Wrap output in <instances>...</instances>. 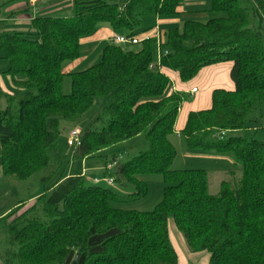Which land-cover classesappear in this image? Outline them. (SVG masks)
I'll use <instances>...</instances> for the list:
<instances>
[{
  "label": "trees",
  "instance_id": "1",
  "mask_svg": "<svg viewBox=\"0 0 264 264\" xmlns=\"http://www.w3.org/2000/svg\"><path fill=\"white\" fill-rule=\"evenodd\" d=\"M20 1L0 0V15ZM72 1L71 16L33 20L34 40L0 31L7 74L24 92L0 95L8 104L0 110L3 175L27 183L47 172L62 121L81 119L98 102L102 128L84 130L77 158H94L139 137L149 149L126 163L113 156L114 169L107 167L119 191L136 190L127 200L121 192L73 176L58 180L29 209V199L19 202L2 219V263L73 264L79 257L78 264H178L172 218L191 253L207 252L209 264H264V141L231 136L249 131L250 118L264 108V0H250L251 7H242V0H213L209 12L218 18L187 20L182 30L165 33L160 67L151 69L157 57L151 40L136 51L109 44L98 64L66 74L64 66L81 59L82 41L99 26L140 38L156 26L144 28L145 18L177 16L185 2ZM223 63L232 64L234 90H214L211 107L190 113L181 132L189 148L232 154L242 164L240 181L223 182L213 195L204 170L172 169L177 151L170 137L189 96L171 92L167 73L187 84L205 68ZM66 77L69 95L63 92ZM146 176L163 177L162 202L149 213L119 208L147 194Z\"/></svg>",
  "mask_w": 264,
  "mask_h": 264
},
{
  "label": "rangeland",
  "instance_id": "2",
  "mask_svg": "<svg viewBox=\"0 0 264 264\" xmlns=\"http://www.w3.org/2000/svg\"><path fill=\"white\" fill-rule=\"evenodd\" d=\"M213 0H185L184 5L180 8V14L170 18H160L161 21L173 23H167L161 26L164 32H168L171 29L177 28L182 30L184 22L187 20H194L197 22L206 23L207 21L218 18L219 15L209 12ZM19 4V3H17ZM242 7H251L250 0H242ZM12 4L8 6L0 15V31H9L10 29H22L26 28L23 33L26 38L35 39L31 36L32 26H15L12 23H1L7 15H10L14 10ZM72 5V3H71ZM61 4H50L48 7L38 8L40 11L39 16L42 17H65L70 16L73 13L71 8L69 11L66 9L58 10ZM157 23V17H147L143 20V27H154ZM97 32L90 36L91 39ZM120 34H125L121 32ZM264 34V32H263ZM91 43L81 46V58L84 59L77 67L72 71L73 73L83 72L92 66L98 64L101 60L103 49L112 44L110 41H103L101 43ZM100 44V45H99ZM125 49L138 50L139 46H124ZM92 50H94L92 52ZM92 52V53H91ZM0 54L4 57V52L0 49ZM71 63H67L64 66V71L69 72L68 68ZM201 75V74H200ZM200 75L197 78L199 79ZM177 76V75H176ZM20 80H25L24 77H19ZM231 79V78H230ZM232 82V80H230ZM227 83V82H226ZM233 83V82H232ZM225 87V83L221 85ZM234 88V87H233ZM13 90V89H11ZM17 96L23 95L21 90H13ZM64 94L71 93V80L69 77L64 79L63 83ZM192 101L190 97L188 103ZM8 104L5 100L0 101V110H5ZM100 114V103H96L85 116L74 122L62 121L61 134L59 136L56 148L50 152L51 164L47 172H44L36 176L33 180L27 183L17 182L11 178H6L2 173L0 166V216L7 210L12 209L18 202L29 199L32 195H37V198L30 201L26 209L35 205L38 199L46 194V190L54 186V184L67 177L83 176L86 178L87 183L90 185L93 181L98 180L99 183H95L97 186L105 189L115 190L121 192L123 198L126 200L130 195L136 193L134 188H131L129 192L119 191L117 187H109L105 181L109 178L107 174V165L115 164L113 156L117 157L118 162L126 163L132 160L140 153L146 152L149 149V144L144 137H139L131 142L122 144L109 151L102 152L96 155L88 162L76 157L77 148H71L68 146V139L70 133L75 129H80L82 132L87 129L92 131H100L102 126L97 122V118ZM251 122L248 124L249 131H242L240 133L231 134L234 137H246L248 139L257 138L264 141V108L258 109L254 115L250 118ZM170 141L177 151L176 159L173 164V170L188 171V170H204L208 175V182L211 194L216 195L220 191V186L223 182H229L232 186H235L242 177V164L232 154H217L207 153L198 149H191L187 146L185 137L180 133H175L170 137ZM0 162H1V147H0ZM115 167V166H114ZM113 167V169H114ZM46 178L45 183H41V180ZM147 188V194L134 200H129L123 205H119V208H123L130 211H136L141 213H149L156 209V207L162 202L164 196V190L166 188L164 179L162 176H146L142 178ZM15 219L12 218L11 220ZM170 233L172 238L175 239L179 252L182 256L187 255V251H190L184 237L178 232L174 224L173 219L169 221ZM5 224L3 220H0V253L4 250L5 236ZM191 264H197L191 262ZM200 264V263H198ZM203 264V263H201Z\"/></svg>",
  "mask_w": 264,
  "mask_h": 264
},
{
  "label": "crops",
  "instance_id": "3",
  "mask_svg": "<svg viewBox=\"0 0 264 264\" xmlns=\"http://www.w3.org/2000/svg\"><path fill=\"white\" fill-rule=\"evenodd\" d=\"M18 3L19 4L16 3V5L13 7L14 10L12 11V13H10V15H7V17L4 20H2L1 23H12V24H15V26H24V27H28L29 25L32 26L33 20L36 17H38L40 14V11L38 10V8L48 7L50 4H61L58 10L63 9L64 11L66 9L67 11H69L72 8L74 12V4L72 0H30V1L24 0ZM178 12L180 13V8ZM71 15H73V13ZM157 22L159 25L161 36L164 37L166 32L162 30L161 26L166 25L167 23H173V22L171 20L169 22L161 21L160 18H157ZM1 29L2 28H0V30ZM25 30L27 29L26 28L17 29V30L10 29L9 31H17V32L23 33ZM96 32L97 34H95V36H93L91 39L90 38L84 39L81 43V46L88 44V43L89 44L95 43V42L101 43L103 41H110L111 43H113V38L116 34L110 29L108 25L99 26ZM118 35H122V34H118ZM123 35L127 36L126 34H123ZM93 51L94 50H92V52ZM82 61H84L83 58H81L77 62L71 63V65L68 68L69 72L65 71V73L66 74L73 73L70 71H72L80 63H82ZM231 68H232L231 63H223V64L205 68L204 70L201 71L200 73L201 75L199 74L200 75L199 79L197 78L196 80H192L191 82L187 84L181 83L179 81L178 76H176L177 74L172 73V72L167 73L168 77L170 78L172 82L171 92L183 91L189 96V98L190 97L192 98V101L189 103L186 102L180 110L179 118H178V121L175 127V130H176L175 133L181 134L182 130L184 129L186 125V122H187V119L190 113L207 110L211 107V96L214 90L216 89H225L228 91L234 90L235 88L234 84L230 81L231 80L230 79ZM8 69H9L8 61L5 60L3 56L0 54V95L4 94L8 96H15L16 94L14 93L13 90L16 88L13 86L12 78L7 74ZM222 83H225V87L227 88H224L222 86L221 87L216 86V85H221ZM195 88L198 89V92L196 94H192L191 92ZM91 159H95V158H90V159H86L83 161L88 162ZM114 166L115 164L107 165L109 170H112ZM36 198H37V195H32L29 197V201H33ZM18 204L19 202L14 207H16ZM12 209L7 210L5 213H3L0 216V220L4 219L10 213ZM170 237H171V241L178 255V264H191V262H195L197 264L198 263L209 264L210 255L207 252H201V253L195 254V253H191V251H187V255L182 256L179 252L175 239L172 238L171 233H170ZM0 264H3L1 260H0Z\"/></svg>",
  "mask_w": 264,
  "mask_h": 264
},
{
  "label": "built area",
  "instance_id": "4",
  "mask_svg": "<svg viewBox=\"0 0 264 264\" xmlns=\"http://www.w3.org/2000/svg\"><path fill=\"white\" fill-rule=\"evenodd\" d=\"M151 40H155L156 41V47H157V57H156V64H152L151 65V69L155 68V67H160L161 64V59H162V43L164 41V37L161 36L160 33V29H159V25L158 22L156 24V26L154 27V29L141 36L140 38H130L128 36L125 35H115L113 38V43L116 45H121V46H139L144 42H148ZM198 92V89L195 88L192 90V94H196ZM225 135V133H222V137ZM82 140H83V132L80 129H75L73 130L70 135H69V139H68V146L71 148H80L82 145ZM95 183H99L98 180L94 181ZM105 183L109 186V187H116L115 185V180L113 178H108Z\"/></svg>",
  "mask_w": 264,
  "mask_h": 264
},
{
  "label": "water",
  "instance_id": "5",
  "mask_svg": "<svg viewBox=\"0 0 264 264\" xmlns=\"http://www.w3.org/2000/svg\"><path fill=\"white\" fill-rule=\"evenodd\" d=\"M78 263H79V257H77V258L75 259V261H74L73 264H78Z\"/></svg>",
  "mask_w": 264,
  "mask_h": 264
}]
</instances>
